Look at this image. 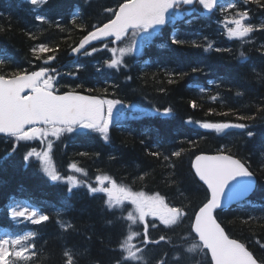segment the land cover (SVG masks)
Returning a JSON list of instances; mask_svg holds the SVG:
<instances>
[{"label": "trees", "instance_id": "obj_1", "mask_svg": "<svg viewBox=\"0 0 264 264\" xmlns=\"http://www.w3.org/2000/svg\"><path fill=\"white\" fill-rule=\"evenodd\" d=\"M227 2L229 0L222 3ZM49 3L45 14L52 19H60L68 29H72L71 20L75 14L79 13L77 23H96L104 19L103 8L115 6L116 0H90L87 3L86 0H49ZM30 7L26 0H0V28L4 29L0 31V58L7 59V68L31 71L39 67H54L59 73V93L75 91L101 96L103 89L107 88L109 94L105 98L121 99L131 105L130 108L119 109L107 143L98 134L90 132L66 135L56 141L53 164L57 170L67 175L69 164L76 162L88 172L89 181L100 173L111 175L134 191L158 192L170 204L185 205L191 216L204 200L206 189L194 175L192 163L195 156L216 154L221 148H229L236 158L247 160L258 183L255 194L244 204L218 212L219 222L232 238L245 243L258 258L264 259V249L255 243L257 239L264 242V228L257 223L250 228L241 222L249 216L264 217V113H257V107L264 105V81L260 79L264 77V55L259 51L260 45L264 44V31L252 33L253 42L240 47L239 41L228 40L222 34L223 20L230 12L217 10L209 14L200 9L189 14L181 9L175 14L174 24L169 23L151 44L139 47L132 56H126L129 67L116 72L103 66V59L108 55L105 52H98L93 57L81 56L72 64L74 55L69 45H74L82 33L73 30V39L69 40L67 32L61 33L55 28L43 30L47 26L34 21ZM249 7L255 10L251 22L264 23V16L256 6ZM174 30L178 31L181 39L202 43L204 47L213 42V48H232L233 52L211 49L205 52L203 48L190 44L172 45L170 34ZM29 33L37 34L38 39H30ZM42 42L52 46L59 44L58 52L41 54L42 59L48 55H56L57 59L48 65L42 60L30 65L29 61L34 59L30 49ZM161 44L165 47H159ZM240 51H244L248 59L238 60ZM193 67H201L204 71L192 73ZM171 69L189 74L180 78L178 83L168 84L165 70ZM126 76L132 79L127 80ZM161 87L166 91H158ZM201 88L207 91L202 93L199 91ZM237 91L243 95L237 96ZM217 94L220 99L212 102L209 97ZM190 101H196L198 107L193 109ZM157 108L159 113L155 111ZM168 108L172 109L171 113L163 115ZM210 108L214 109L211 115L208 114ZM230 108L256 115V120L246 121L252 126L255 136L248 138L244 134L246 130L240 129L216 133L186 123L189 119L236 122L232 114L227 117L215 114ZM142 140L144 144H141ZM189 141H195V144ZM154 142H159L166 152L179 148L186 151L178 159L173 157L174 168H163L158 160L146 154ZM24 152L25 148L21 147L11 153L10 144L0 138V236L35 231L39 250L34 257L36 264H65L63 252L66 249L77 254L74 256L75 264H115L118 252L114 249L125 231V222L117 219L119 212L114 214L106 209L103 200L98 198L102 194L93 197L84 187L69 194L65 185L53 183L44 175L38 168V162L26 164ZM80 152L90 155L79 156ZM96 153H99L98 157ZM75 175L81 179L80 174ZM138 176H144V179L139 180ZM14 201L25 202L30 208L43 211L50 216L49 221L40 225L12 221L8 209ZM58 220L71 222L74 229L63 231ZM189 226L190 221L185 220L178 226L174 225L173 230L164 229L163 225L150 230L156 238L166 233L173 244L181 247L163 242L159 246H151L153 250L146 256L149 264H154L165 251L169 257L177 254L182 257L178 262L170 260V264H207L198 252L186 251L192 241L180 240L187 234Z\"/></svg>", "mask_w": 264, "mask_h": 264}, {"label": "snow or ice", "instance_id": "obj_2", "mask_svg": "<svg viewBox=\"0 0 264 264\" xmlns=\"http://www.w3.org/2000/svg\"><path fill=\"white\" fill-rule=\"evenodd\" d=\"M26 2L31 6L29 11L33 14L34 21L47 26L43 30L55 28L61 33L67 32L69 40L73 39V30L82 33L74 45H69L72 54L93 57L98 52H105L108 55L103 59V66L116 72L129 67L126 56H132L137 53L139 47L151 44L153 38L160 35L161 30L169 23L174 24L175 14L181 9L189 14L200 9L209 14L217 10L221 13L230 12L223 20L222 34L228 40L239 41L240 47L253 42L252 33L264 31V23L251 22L255 10L249 7L255 5L260 15L264 16V0H229L227 3H222L221 0H116L115 6L103 8L104 19L96 23H77L79 13L75 14L71 20L72 29H68L60 19H52L45 14L50 7L49 0ZM87 2L90 0H86ZM3 30L0 28V31ZM28 35L32 40L38 39L37 34ZM170 40L172 45L190 44L192 47L203 48L205 52L209 49L215 52H233L232 48H213V42H208L207 47H204L202 43L181 39L175 30L170 34ZM96 42H99V46ZM159 47L165 45L161 44ZM58 51V43L55 46L43 42L36 44L30 49L34 59L30 60L29 64L42 60L43 64L48 65L57 59L56 55H48L42 59L41 54ZM259 51L264 55V44L260 45ZM237 59L244 61L248 57L244 51H240ZM6 64L7 59L0 58V138L10 144L11 153L21 147L25 148L23 159L26 164L38 162V168L44 175L53 183L65 185L69 194L73 193L74 189L84 187L93 197L102 194L98 198L103 200L106 209L114 214L119 212L117 219L125 222V231L114 249L118 252L115 264H149L146 256L153 250L151 246H159L162 242L176 248L181 247L180 244H173L171 237L166 233L156 238L150 230L159 229L160 225H163L164 229L173 230L174 225L178 226L185 220L190 221V226L187 234L182 235L180 240L192 241L191 247L186 251L198 252L207 264H264V259L258 258L245 243L231 238L219 222L217 212L234 200H246L255 190L256 173L251 170L247 160L236 158L229 148H221L216 155H196L192 163L194 175L206 189L204 200L191 216L185 205L170 204L158 192L149 194L145 191H134L108 174H97L92 182L78 179L75 174L88 177V172L76 162L70 163L69 174L63 175L53 164V148L56 141L66 135L90 132L98 134L107 143L119 109L130 108L131 105L125 104L121 99L105 98L109 94L107 88L103 89L101 96L83 95L75 91L61 94L58 91L61 86L57 80L59 73L54 67H39L38 70L30 71L26 68L9 69ZM76 70L79 71V68ZM99 70L98 67L97 71ZM203 71L201 67L191 68L192 73ZM188 74L182 70H165L168 84L178 83L180 78ZM153 78L155 79V74ZM126 79L131 80L132 77L126 76ZM260 79L264 81V77ZM113 87L118 88L119 85ZM158 91L163 93L166 89L161 87ZM199 91L203 93L207 89L201 88ZM236 95L241 96L243 93L237 91ZM209 99L216 102L220 97L218 94L211 95ZM190 106L193 109L198 107L196 101H190ZM155 111L160 112L158 108ZM171 111V108L165 109L163 115H169ZM213 113L214 109H208L209 115ZM257 113H264V105L257 107ZM215 114L222 117L232 114L236 122L189 119L186 123L196 124L201 129L216 133L226 129H240L246 130L244 134L248 138L255 136L256 133L251 130L252 126L246 121L256 120V115L244 114L234 108ZM144 143L142 140L141 144ZM189 143L195 144V141ZM185 151L186 149L179 148L166 152L162 150L159 142H154L146 154L158 160L161 167L174 168L173 157L178 159ZM78 155L90 154L80 152ZM95 156L98 157L99 153ZM137 179L143 180L144 176H138ZM129 205L130 208L127 207ZM8 215L12 221L33 225H40L50 219L43 211L20 205L10 207ZM59 215L57 212V216ZM241 222L250 228L253 223L264 228V217L249 216ZM57 223L65 232L74 229L71 222L58 220ZM160 231L163 232V229ZM36 235L35 231L15 236L5 233L0 238V264H36L34 257L39 253ZM255 243L260 249H264V242L257 239ZM75 255L77 254L66 249L63 252L65 264H75ZM181 258L179 254L169 257L165 251L155 259L154 264H170V260L178 262Z\"/></svg>", "mask_w": 264, "mask_h": 264}, {"label": "water", "instance_id": "obj_3", "mask_svg": "<svg viewBox=\"0 0 264 264\" xmlns=\"http://www.w3.org/2000/svg\"><path fill=\"white\" fill-rule=\"evenodd\" d=\"M223 0H221V2H222ZM64 94V93H63ZM79 94H83V93H79ZM83 95H88V94H83ZM201 155V154H200ZM203 155H216V154H203ZM195 160V159H194ZM194 162V161H193ZM193 171H194V169H193ZM197 179H198V177H197ZM199 180V179H198ZM200 182V181H199ZM200 183H202V182H200ZM255 190L247 197V199L246 200H248L250 197H252V195L255 193V191H256V189H257V183H258V181H257V178H256V176H255ZM206 187V186H205ZM246 200H234L230 205H227L226 207H224L223 209H218L217 210V212L218 211H221V210H224V209H228V208H230V207H233V206H236V205H239V204H241V203H243L244 201H246ZM223 227V226H222ZM226 231V230H225Z\"/></svg>", "mask_w": 264, "mask_h": 264}, {"label": "rangeland", "instance_id": "obj_4", "mask_svg": "<svg viewBox=\"0 0 264 264\" xmlns=\"http://www.w3.org/2000/svg\"><path fill=\"white\" fill-rule=\"evenodd\" d=\"M58 77V76H57ZM134 109H136V108H134ZM81 177V179H87V177H82V176H80ZM88 180V179H87ZM94 181V180H93ZM90 182H92V181H90ZM17 205H20V206H27L25 203H23V202H16V203H14L13 204V206L12 207H15V206H17ZM28 207V206H27ZM129 208L131 207L130 205L128 206ZM30 208V207H29ZM3 237V235H1L0 236V238H2Z\"/></svg>", "mask_w": 264, "mask_h": 264}]
</instances>
